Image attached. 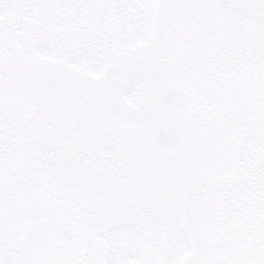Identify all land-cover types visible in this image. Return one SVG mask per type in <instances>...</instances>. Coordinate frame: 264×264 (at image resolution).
<instances>
[{
	"label": "snow or ice",
	"instance_id": "snow-or-ice-1",
	"mask_svg": "<svg viewBox=\"0 0 264 264\" xmlns=\"http://www.w3.org/2000/svg\"><path fill=\"white\" fill-rule=\"evenodd\" d=\"M0 264H264V0H0Z\"/></svg>",
	"mask_w": 264,
	"mask_h": 264
}]
</instances>
